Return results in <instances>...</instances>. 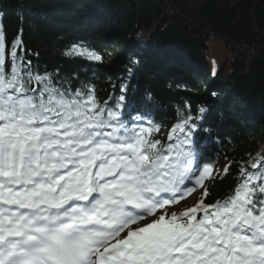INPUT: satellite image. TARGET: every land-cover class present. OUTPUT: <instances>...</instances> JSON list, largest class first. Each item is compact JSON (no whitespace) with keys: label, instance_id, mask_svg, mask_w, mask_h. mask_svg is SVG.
Instances as JSON below:
<instances>
[{"label":"snow or ice","instance_id":"6c2138e0","mask_svg":"<svg viewBox=\"0 0 264 264\" xmlns=\"http://www.w3.org/2000/svg\"><path fill=\"white\" fill-rule=\"evenodd\" d=\"M62 55L102 60L79 43ZM33 56L0 23V264H264V162L207 204L215 177L190 115L162 143L127 113L126 88L101 101ZM197 187L194 206L169 212Z\"/></svg>","mask_w":264,"mask_h":264},{"label":"trees","instance_id":"16d2710c","mask_svg":"<svg viewBox=\"0 0 264 264\" xmlns=\"http://www.w3.org/2000/svg\"><path fill=\"white\" fill-rule=\"evenodd\" d=\"M0 23L39 53L41 73L58 70L109 103L126 88L127 113H143L162 143L190 115L201 161L221 166L205 203L264 162V0H0ZM72 43L102 60L63 56Z\"/></svg>","mask_w":264,"mask_h":264},{"label":"rangeland","instance_id":"374dc122","mask_svg":"<svg viewBox=\"0 0 264 264\" xmlns=\"http://www.w3.org/2000/svg\"><path fill=\"white\" fill-rule=\"evenodd\" d=\"M207 87V86H206ZM209 88V87H208ZM208 91V89H207ZM206 91V92H207ZM208 93V92H207ZM212 169H213V176L216 175L217 173H219V171H221V166L219 163H215L214 165H212ZM186 204L184 205H181V206H177V207H172V209L169 211V212H176L177 214L181 213L182 211H184L185 209L187 208H190V207H186L185 206Z\"/></svg>","mask_w":264,"mask_h":264}]
</instances>
